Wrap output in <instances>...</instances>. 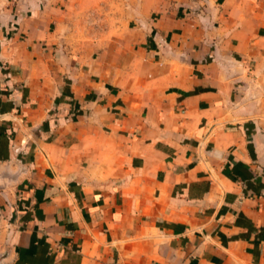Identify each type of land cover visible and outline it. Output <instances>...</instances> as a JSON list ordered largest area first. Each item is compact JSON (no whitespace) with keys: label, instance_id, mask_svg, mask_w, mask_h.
<instances>
[{"label":"crops","instance_id":"crops-1","mask_svg":"<svg viewBox=\"0 0 264 264\" xmlns=\"http://www.w3.org/2000/svg\"><path fill=\"white\" fill-rule=\"evenodd\" d=\"M0 0V264H264V0Z\"/></svg>","mask_w":264,"mask_h":264},{"label":"rangeland","instance_id":"rangeland-1","mask_svg":"<svg viewBox=\"0 0 264 264\" xmlns=\"http://www.w3.org/2000/svg\"><path fill=\"white\" fill-rule=\"evenodd\" d=\"M8 1H12V0H8ZM114 1V0H113ZM125 1V0H124ZM5 4H7V0H4ZM117 2L119 3V5H122V0H117Z\"/></svg>","mask_w":264,"mask_h":264}]
</instances>
